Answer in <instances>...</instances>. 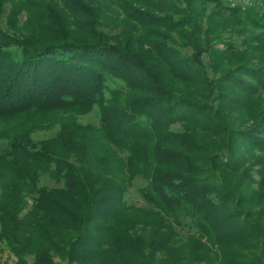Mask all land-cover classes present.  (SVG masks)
Here are the masks:
<instances>
[{"label": "trees", "instance_id": "trees-1", "mask_svg": "<svg viewBox=\"0 0 264 264\" xmlns=\"http://www.w3.org/2000/svg\"><path fill=\"white\" fill-rule=\"evenodd\" d=\"M261 9L0 0V241L12 264H264ZM96 106L98 123L81 122ZM44 173L57 185H38ZM136 176L146 206L124 200ZM184 220L194 231L180 237Z\"/></svg>", "mask_w": 264, "mask_h": 264}, {"label": "rangeland", "instance_id": "rangeland-1", "mask_svg": "<svg viewBox=\"0 0 264 264\" xmlns=\"http://www.w3.org/2000/svg\"><path fill=\"white\" fill-rule=\"evenodd\" d=\"M227 5L230 6H240L242 8L249 6V5H256L257 7L262 8L264 10V0H223ZM4 20V19H3ZM243 35H227L231 39H234L236 42H239ZM203 60L207 64V59L203 58ZM207 70L210 71L209 67L207 66ZM264 96V93H263ZM80 121L83 123H98V108L97 106L92 110V112L80 116ZM56 129L53 130H46V131H35L32 134V138L34 140H41L50 136H53ZM7 140L0 141L1 150H5L8 147ZM146 184V180L140 176H136L132 179L131 185L126 191L124 195V200L126 204H133L138 206H146V202L142 199L139 189ZM38 185H46V186H55L57 183L50 177L49 174L44 173L41 174L39 179ZM181 225L177 226L175 230L179 233L178 235L187 236L189 233H193V229L190 228L189 220H184ZM202 249H197L196 253H202ZM55 260L59 261L61 264H68L66 260L60 259L59 256H55ZM16 261V257L13 256L11 252L7 249L4 243L0 241V264H12ZM27 264H33L32 256L27 257L26 259ZM75 264V263H74ZM156 264H164V260L157 262Z\"/></svg>", "mask_w": 264, "mask_h": 264}]
</instances>
